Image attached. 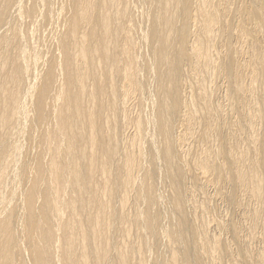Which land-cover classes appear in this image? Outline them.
Wrapping results in <instances>:
<instances>
[{
  "label": "bare ground",
  "instance_id": "6f19581e",
  "mask_svg": "<svg viewBox=\"0 0 264 264\" xmlns=\"http://www.w3.org/2000/svg\"><path fill=\"white\" fill-rule=\"evenodd\" d=\"M0 264H264V0H0Z\"/></svg>",
  "mask_w": 264,
  "mask_h": 264
},
{
  "label": "rangeland",
  "instance_id": "374dc122",
  "mask_svg": "<svg viewBox=\"0 0 264 264\" xmlns=\"http://www.w3.org/2000/svg\"><path fill=\"white\" fill-rule=\"evenodd\" d=\"M160 186V185H159ZM256 246V245H255ZM256 247H258V246H256Z\"/></svg>",
  "mask_w": 264,
  "mask_h": 264
}]
</instances>
